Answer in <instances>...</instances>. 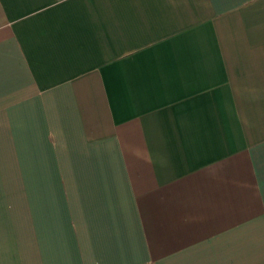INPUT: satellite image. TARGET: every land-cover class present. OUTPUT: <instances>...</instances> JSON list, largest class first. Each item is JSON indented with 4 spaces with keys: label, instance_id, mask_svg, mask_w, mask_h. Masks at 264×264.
<instances>
[{
    "label": "crops",
    "instance_id": "crops-1",
    "mask_svg": "<svg viewBox=\"0 0 264 264\" xmlns=\"http://www.w3.org/2000/svg\"><path fill=\"white\" fill-rule=\"evenodd\" d=\"M0 264H264V0H0Z\"/></svg>",
    "mask_w": 264,
    "mask_h": 264
}]
</instances>
